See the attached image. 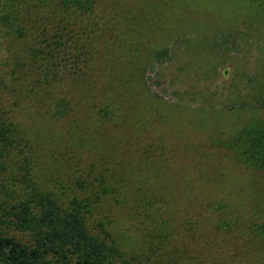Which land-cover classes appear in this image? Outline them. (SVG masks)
<instances>
[{"label": "rangeland", "instance_id": "374dc122", "mask_svg": "<svg viewBox=\"0 0 264 264\" xmlns=\"http://www.w3.org/2000/svg\"><path fill=\"white\" fill-rule=\"evenodd\" d=\"M98 1L96 18L66 16L61 0L0 1L10 17L0 23V126L26 144L41 193L63 192L78 168L90 172L91 188L107 191L89 224L135 264H264V174L222 144L251 121L234 107L245 86L251 102L264 83V32L227 54L203 40L244 17L247 0ZM95 21L109 31L94 41ZM59 29L68 50L55 79L74 106L64 121L51 118L46 89L45 42ZM178 39L197 46L181 48V64L154 59ZM105 99L142 121L119 128L102 120ZM0 180L13 178L0 170Z\"/></svg>", "mask_w": 264, "mask_h": 264}, {"label": "trees", "instance_id": "16d2710c", "mask_svg": "<svg viewBox=\"0 0 264 264\" xmlns=\"http://www.w3.org/2000/svg\"><path fill=\"white\" fill-rule=\"evenodd\" d=\"M98 4V0H61V13L75 18H96ZM247 9L246 17L239 18L229 27L227 21L224 22L225 30L216 29L220 33L216 32L213 38L203 40L210 41L211 47L216 48L221 54L231 51L242 52L245 50H241L242 45L249 49L248 41L257 40L264 32V0H247ZM7 20L9 21L10 17L1 16L0 11V23ZM62 27L66 30L65 26ZM100 30L109 31V26L95 21L92 37L94 41L100 37ZM60 32L62 30L59 29L52 42L47 40L44 48L47 63L51 68L49 74H52V80L47 81L46 86L49 90L47 93L52 99L50 116L55 120L64 121L74 110V106L73 100L65 94L68 91L67 86L62 81L56 82L55 79L61 71L60 61L65 60L68 50V43L65 40L68 34ZM193 42L178 39L174 42L178 48H173L171 52L170 48H160L154 59L157 58V61L163 64L162 61L166 57L172 65L181 64L183 57L181 48L196 49L197 46ZM195 57L200 61L197 52ZM191 64L196 66V62L193 64L191 61ZM189 65L184 64L181 67ZM67 67L68 65L65 66ZM217 69L218 65L214 70ZM238 75L243 79L246 77L249 83V73L245 70L238 72ZM244 89L246 98L238 101L236 104L238 108H234L250 113L251 121L226 137L222 144L245 166L264 174V119L258 116L264 107V83L260 87H253L254 92H251L250 97L254 100L251 102L248 98L249 85ZM125 105L122 102L105 99L98 109L96 106V111L102 120L119 128L128 124H139L142 119H139L140 117L139 120L133 119L129 114L132 108ZM62 136L65 140V134ZM87 143L88 141L83 139L79 147L84 148ZM25 146L15 128L3 124L0 126V157L7 154V151L9 155L6 164L0 162V170H4L13 178L9 185L0 180V264H135L118 246L108 244L106 239L95 235L89 224L92 210L96 211L107 189L94 191L97 186L91 188L90 172L76 168L75 179H71L70 186L63 188V192L54 193L47 189L41 193L42 187L33 180L35 168L30 163L31 158L26 154ZM103 176L100 180L96 178L101 185L106 183Z\"/></svg>", "mask_w": 264, "mask_h": 264}]
</instances>
